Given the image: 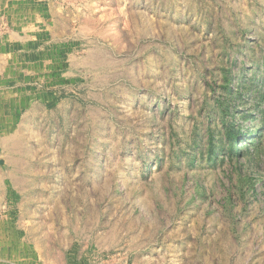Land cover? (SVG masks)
Returning a JSON list of instances; mask_svg holds the SVG:
<instances>
[{
  "label": "rangeland",
  "instance_id": "rangeland-1",
  "mask_svg": "<svg viewBox=\"0 0 264 264\" xmlns=\"http://www.w3.org/2000/svg\"><path fill=\"white\" fill-rule=\"evenodd\" d=\"M0 17L6 61L36 65L0 92V264H264V0Z\"/></svg>",
  "mask_w": 264,
  "mask_h": 264
},
{
  "label": "bare ground",
  "instance_id": "bare-ground-1",
  "mask_svg": "<svg viewBox=\"0 0 264 264\" xmlns=\"http://www.w3.org/2000/svg\"><path fill=\"white\" fill-rule=\"evenodd\" d=\"M5 4V3H4ZM15 4V3H14ZM2 7V6H1ZM22 7H24V6H18V7H16V8H14L13 10H11L10 11V9L8 10L9 12V15L11 16V19L13 20L14 19V21H15V24H16V26H19V28H33V26H27V25H24V22H18V18L17 17H15V15L18 13V11H20V10H22V11H28V9L27 8H22ZM12 9V8H11ZM6 15V14H5ZM1 18V17H0ZM42 21V20H41ZM14 23V22H13ZM1 25V24H0ZM59 25V24H58ZM34 28H36V27H34ZM57 30V29H56ZM1 31V30H0ZM54 31V30H53ZM0 34H2V33H0ZM9 34V33H8ZM16 35H15V33L13 32L11 35H10V38H14ZM20 37V35H18L17 34V37ZM27 36V35H26ZM5 38L6 37H3V38H1L0 39V74H3L4 75V78L0 81V92H2L3 93V91H5L6 89H4L3 90V86L2 85H6L7 83V80H9L10 78L12 79L11 81L13 82L12 84L13 85H19V82H23V81H25L24 79H25V77L26 76H24L23 77V75L21 74V71H19V70H22V69H25V71L26 70H33L34 68H36V65L34 66V65H23V63H25V62H28V58L26 57L25 59H24V62L22 61H20L19 60V62H20V64L18 63V66H16V67H14L15 65L13 64V62H7L6 60V56L8 57V56H10V55H12L13 56V53H14V51L12 50V49H15V47L18 49V47L17 46H15V44L13 45L12 43H11V41L10 42H8V40L7 39H9L8 37H7V39L5 40ZM21 38V40L22 41H28V38H25V36H21L20 37ZM34 43V42H33ZM17 56V55H16ZM14 58V57H13ZM17 58V57H16ZM10 59H12V58H10ZM14 60V59H13ZM22 64V65H21ZM31 64V63H30ZM27 73V72H26ZM8 85V84H7ZM27 89V88H26ZM15 91V90H14ZM20 97V96H19ZM27 100V99H26ZM31 100V99H30ZM24 102H25V99L23 100ZM26 104V103H25ZM24 106V105H23ZM3 118V117H2ZM1 117H0V120H3ZM7 126V125H6ZM1 127V126H0ZM6 130V129H5ZM1 132V131H0ZM9 132V131H8ZM14 138H19L18 137V135H17V132H14V133H10V134H7V133H5L4 134V137H1L0 138V146H8L9 144H8V140H11V139H14ZM16 139H14V141L16 140ZM13 141V140H12ZM21 141V140H20ZM19 142V141H18ZM20 143V142H19ZM21 143H23V142H21ZM16 144V143H15ZM18 145H20V144H18ZM12 146V145H11ZM22 146H23V144H22ZM10 147V146H9ZM23 147H25V146H23ZM4 149H5V147H3ZM10 148H14V150L16 149L17 150V144L16 145H13L12 147H10ZM20 148V147H19ZM6 149H8L7 147H6ZM23 150V149H22ZM21 151V150H20ZM26 151V150H25ZM13 152V151H12ZM28 152V151H27ZM15 153V152H14ZM17 153V152H16ZM18 153H19V151H18ZM6 155V154H5ZM6 157V156H5ZM9 158H11L10 157V155H9ZM7 159V158H6ZM15 160V159H14ZM9 161H12L11 159L9 160ZM19 161V160H18ZM15 162V161H14ZM16 162H17V160H16ZM15 162V163H16ZM10 164V163H9ZM13 165V164H12ZM16 167H18V165H15ZM23 166V165H22ZM15 169H17V168H15ZM14 169V170H15ZM18 171V170H17ZM21 171V170H20ZM8 172V171H7ZM16 172V171H15ZM12 173V172H11ZM9 174L8 175V178H9V180L11 181V183H12V185H14L15 187H19L20 186V188H21V186L24 188V182H23V180H21V179H14V178H10L9 176H11L12 174ZM14 174V173H13ZM1 177V176H0ZM2 178V177H1ZM5 178H7L6 176H5ZM3 179V178H2ZM3 187V186H2ZM0 189H1V187H0ZM2 190V189H1ZM21 190H23L22 188H21ZM4 192H5V190H4ZM6 200V199H5ZM2 203V202H1ZM4 216H6V215H4ZM10 216V215H9ZM11 217V216H10ZM9 223V222H8ZM12 223V222H11ZM14 223V222H13ZM17 224H18V221H17ZM22 224V223H21ZM8 226V225H7ZM21 227V226H20ZM26 228V227H25ZM24 228V229H25ZM10 229V228H9ZM16 230V229H15ZM18 230H20V229H18ZM21 231V230H20ZM29 231V230H28ZM31 231H32V229H31ZM23 233V232H22ZM9 234V233H8ZM25 234V233H24ZM30 234V233H29ZM10 235V234H9ZM17 235V234H16ZM37 235V234H36ZM29 236V235H28ZM12 237V236H11ZM10 237V238H11ZM28 238V237H27ZM35 238V237H34ZM31 239V238H30ZM42 239V238H41ZM5 240V239H4ZM32 240V239H31ZM36 240V239H35ZM44 240V239H43ZM10 241V240H9ZM8 241V242H9ZM16 241H17V239H16ZM27 241H29V240H27ZM21 242V241H20ZM33 242H35V241H33ZM39 242H41V241H39ZM47 243V242H46ZM23 244V243H22ZM30 244V243H29ZM43 244V243H42ZM8 246V245H7ZM32 246V245H31ZM40 246V245H39ZM42 246V245H41ZM9 247V246H8ZM19 247V246H18ZM37 248H38V246H36ZM42 249V248H41ZM47 249V248H46ZM45 251V250H44ZM48 251V250H47ZM46 251V252H47ZM6 253H7V251H5ZM11 252V251H10ZM33 252H34V250H33ZM14 253V252H13ZM48 253V252H47ZM11 254V253H10ZM16 254V253H15ZM30 254V253H29ZM44 254V253H43ZM53 254V253H52ZM40 255V254H39ZM42 255V254H41ZM17 256V255H16ZM25 256V255H24ZM49 256H51V255H49ZM53 256V255H52ZM27 258V257H26ZM35 258V257H34ZM37 258V257H36ZM52 258V257H51ZM44 259V258H43ZM10 260V259H9ZM37 260V259H36ZM48 260V259H47ZM57 260V259H56ZM44 261V260H43ZM21 262V261H20ZM24 262V261H23ZM30 262V261H29ZM47 262V261H46ZM60 262V261H59ZM2 263V262H1ZM19 263V262H18ZM31 263V262H30ZM28 264V263H27Z\"/></svg>",
  "mask_w": 264,
  "mask_h": 264
}]
</instances>
